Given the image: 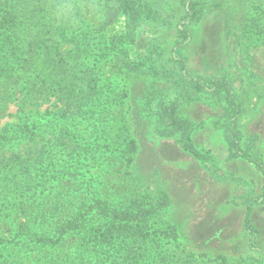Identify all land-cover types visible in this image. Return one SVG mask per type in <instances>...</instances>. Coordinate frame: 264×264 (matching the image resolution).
<instances>
[{"label":"rangeland","instance_id":"rangeland-1","mask_svg":"<svg viewBox=\"0 0 264 264\" xmlns=\"http://www.w3.org/2000/svg\"><path fill=\"white\" fill-rule=\"evenodd\" d=\"M14 1L0 0V8L9 13ZM18 1L19 9L37 16L36 28L50 29L45 39L73 56L71 89L82 96L97 92L90 95L93 109L109 111V128L91 146L93 155L80 152L87 124L72 147L49 148L54 173L75 174L103 198L112 191L121 201L128 182L137 181L153 202L162 199L164 220L155 228L161 233L164 227V239L146 241L148 264H264V45L257 33L264 0ZM179 36L183 44L175 51L190 78L204 86L199 92L190 84L173 106L176 93L164 82V64ZM214 79L226 82L228 92L211 85ZM53 99L43 97L34 112L39 145L50 138L46 120L59 117ZM4 116L0 126L9 121ZM141 116L147 125L139 128ZM169 118L187 121L188 136L162 135ZM130 139L137 140L136 151ZM2 151L7 156L11 149ZM246 219L255 237L245 230ZM0 224L4 228L1 218ZM168 227L181 235L172 244Z\"/></svg>","mask_w":264,"mask_h":264},{"label":"trees","instance_id":"trees-1","mask_svg":"<svg viewBox=\"0 0 264 264\" xmlns=\"http://www.w3.org/2000/svg\"><path fill=\"white\" fill-rule=\"evenodd\" d=\"M18 7L17 0L9 13L0 8V119L6 114L9 118L0 126V150L11 149L7 156H3V151L0 154V218L4 224V228L0 224V264H148L146 241L164 239V227L161 233L155 228L158 219L164 220L162 199L153 202L142 188L143 182L137 181L128 182V194L121 201L113 198L112 191L103 198L102 193L91 191L90 182L75 174L54 173L47 156L49 148L56 143L72 147L70 141L76 142L78 128L87 124L80 152L93 155L91 146L109 128V111L93 109L90 95L97 92H83L82 96L71 89L69 59L73 56L66 57L57 41L45 39L50 29L36 28L37 16H28L26 10ZM18 12L21 20L13 16ZM261 13L264 15V11ZM177 30L180 34L188 32L179 26ZM257 33L264 45V20ZM179 38L182 37L169 48L164 64V82L173 86L176 93L170 104L173 106L184 98L190 84L197 89L204 86L190 78L185 61L176 53L175 47L183 44ZM80 54L81 50L76 49L74 56L79 58ZM216 82L228 92L226 82L214 79L210 84L215 86ZM131 93L140 99L135 90ZM57 94L68 98H57ZM45 96H52L58 104L59 117L46 120L50 138L39 145L34 112H38ZM12 105L17 108L14 113L9 112ZM144 118L141 116L136 126L145 127ZM187 125V121L182 124L177 118H169L168 127L161 134L187 137ZM133 134L137 139V132ZM136 139L129 141L132 151L137 149ZM21 199L25 208L18 204ZM245 230L254 237L257 234L249 219ZM165 235L171 244L181 236L172 227L166 229ZM255 247V251L259 249Z\"/></svg>","mask_w":264,"mask_h":264}]
</instances>
